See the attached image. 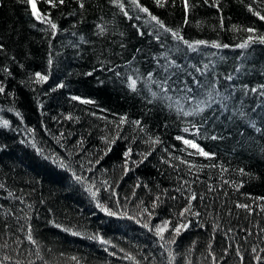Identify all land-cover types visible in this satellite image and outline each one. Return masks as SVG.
<instances>
[{"label": "trees", "instance_id": "1", "mask_svg": "<svg viewBox=\"0 0 264 264\" xmlns=\"http://www.w3.org/2000/svg\"><path fill=\"white\" fill-rule=\"evenodd\" d=\"M35 2L0 0V264H264V0Z\"/></svg>", "mask_w": 264, "mask_h": 264}, {"label": "snow or ice", "instance_id": "2", "mask_svg": "<svg viewBox=\"0 0 264 264\" xmlns=\"http://www.w3.org/2000/svg\"><path fill=\"white\" fill-rule=\"evenodd\" d=\"M22 2H25V3H27V4H29L31 6L32 15L34 17H36L37 19H40V20H43L44 19V17L41 16L38 13L37 5H36L35 0H22ZM46 2L49 3V4H51L53 7H56L57 4H63L64 3V0H46ZM117 2H118V0H113V3H117ZM156 2H157L158 5L163 6L161 4V0H156ZM205 2H207V0H205ZM133 3H136L137 4V7L139 8L140 11L145 12V13H148V9L145 8V7L140 6L138 4L137 0H133ZM183 3H184L185 9H187L189 7L188 0H183ZM119 6L123 10V5L120 4ZM80 7L81 8L84 7V4L82 2L80 3ZM249 11H252V9L249 8ZM124 14L127 15V12H125ZM254 14L257 15V16H259V18L261 20H264V15H260V13H258V12L254 13ZM149 15L151 16V20L156 21V23L159 24L161 28H163L165 31H170L169 29H167L164 26L163 23H161L157 19L156 16H152L150 13H149ZM47 23H49L51 25V28L53 30L56 29V27H57L56 24L55 23H52L51 20H48ZM100 31L102 33L103 32V28H101ZM246 31H248L249 33H254L255 32V30L252 29V28H248V29H246ZM172 35L175 38H177V39H182V37L179 36V33L178 32H173ZM257 40H258L259 43H264V36H259V37L249 36L248 39L244 43H242L240 45H237V47L246 48V47L249 46L250 43L255 42ZM184 43L187 44L190 49L195 50V48L193 47L192 44L188 43L187 41H184ZM204 43H205L204 41H197L196 42V44H204ZM213 47H220V45L214 43L213 44ZM224 47H227V45H224ZM51 63H52V61H51V59H49V65H51ZM4 71L5 72H8L7 69H4ZM9 75H10V73H9ZM88 75H91V73H89ZM149 76H151V73H149ZM35 77H36V82H43V81H46L48 79L47 75H43V74H41L39 72L35 73ZM229 79H231V77H229ZM129 81H130L129 87L133 88V90H134L135 89V85H136V80H134L131 77H129ZM58 87H64V85L63 84H60V85H58ZM189 91H191V89H189ZM251 91L255 92V91H257V89L253 88ZM4 92H5L4 87L2 85H0V93H4ZM154 95H155V93H154ZM73 99H79V98L78 97H73ZM83 102L84 103H91V101H83ZM198 110L199 111H203L202 108H200ZM190 114L191 113H187V112L184 113V115H190ZM16 115L19 116L20 114L19 113H16ZM122 120H123V118H122ZM134 123H136V124L139 125L140 122L139 121H135ZM8 124H9V122L7 120L3 121V125L5 127H7ZM184 131L187 132L188 129L186 128V129H184ZM257 131H259V129H257ZM213 138L215 139L216 137H213ZM177 139H182V138L181 137H177ZM157 142H159L158 141V138H157L156 141H152V143H157ZM184 143L186 145L191 146L192 148H196L200 152V154L203 155V156H205V157H208L210 155L209 153L204 152L203 149L199 148V146L197 144L193 143V141H191V140L185 139L184 140ZM130 153H131V150L130 149H129V151H127V152L124 153V155L126 157V160H125V170H126V172L129 170L128 169V159L127 158L130 157ZM141 156L143 157V159L141 161H139L138 163H142L144 159H147V154H143L142 153ZM97 163H98V161H97ZM60 166L61 167H64L63 164H61ZM75 179L77 181L83 182V178L80 177V176H75ZM105 183H107V182H105ZM137 187H139V185H137ZM86 190L90 192V194L92 195V197L94 199L96 198L97 192L99 191V189H97L96 191H93L92 188H88ZM106 190H108V189H106ZM113 194H115V193L113 192ZM158 199H159V197H157V200ZM192 199H195V194H193ZM155 206L156 205L154 203L153 204V207H155ZM238 206L239 207H244L243 205H238ZM97 207H100L101 210L105 211L108 215H115L114 212H112L111 210L105 208L103 205H101L99 203L97 204ZM144 211L145 212H148V209H144ZM190 212H191V201H189L188 207H186L182 212L179 213V216L184 217L185 216V213H190ZM193 214L194 215H198V213H193ZM150 215L151 214L149 213V216ZM170 223H171L170 221L165 220L163 222V225H155L154 226L155 227L156 234L160 237V239H162V240L165 239L164 236H163V232H165L168 229V226H169ZM143 226L144 227H149L148 224H144ZM188 227H189V224L188 223H180V224L176 225L175 227H173V229H172V231L174 232L173 239L171 241L165 240V243H174L175 242V236H179L180 235V232L183 229H187ZM65 230H67V229H65ZM73 235H77V233H73ZM28 239H29L30 242L34 243V241H32V237H31V234L30 233H29ZM102 242H104V241H102ZM253 252H255V249H253ZM237 254H239V253H237ZM127 258L128 259H133L132 257H127ZM257 258L259 259V257H257ZM4 259H8V257H5ZM72 259L73 260H76L75 257H73ZM77 264H78V262H77ZM170 264H171V261H170Z\"/></svg>", "mask_w": 264, "mask_h": 264}, {"label": "bare ground", "instance_id": "3", "mask_svg": "<svg viewBox=\"0 0 264 264\" xmlns=\"http://www.w3.org/2000/svg\"><path fill=\"white\" fill-rule=\"evenodd\" d=\"M233 71H234V69H229V76L228 77H232V76H235V75H233ZM257 78H260L262 75L261 74H256L255 75ZM262 79H264V78H262ZM254 80H257V79H254ZM212 128H213V126H212Z\"/></svg>", "mask_w": 264, "mask_h": 264}, {"label": "rangeland", "instance_id": "4", "mask_svg": "<svg viewBox=\"0 0 264 264\" xmlns=\"http://www.w3.org/2000/svg\"><path fill=\"white\" fill-rule=\"evenodd\" d=\"M70 261H72V260H70ZM73 262H75V261H73Z\"/></svg>", "mask_w": 264, "mask_h": 264}]
</instances>
